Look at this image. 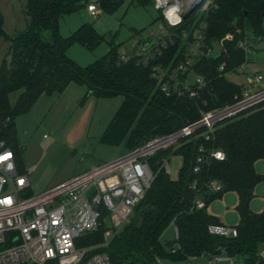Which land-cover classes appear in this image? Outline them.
Masks as SVG:
<instances>
[{
  "label": "trees",
  "instance_id": "1",
  "mask_svg": "<svg viewBox=\"0 0 264 264\" xmlns=\"http://www.w3.org/2000/svg\"><path fill=\"white\" fill-rule=\"evenodd\" d=\"M89 1L26 0V28L14 37L5 34L0 13V39L10 44V58L4 59L0 66V141L14 151L20 172L25 170L15 119L28 113L42 95L61 94L71 83L86 85L90 95L97 98L123 97L100 142L112 147L123 145L126 152L197 122L202 111L230 104L247 89L229 81L226 75L236 73L248 63L247 54L237 47V42L244 37L264 36V0H213V8L203 21L206 42H219L226 34L233 39L224 42L223 54L202 57L193 66L194 72L205 81L194 98L166 95L151 77L149 67L137 64L134 56L124 59L111 44L105 56L86 67L70 60L66 51L72 44L79 43L92 50L104 40L92 24H83L67 38L58 32L60 19ZM98 2L106 12L116 9L122 0ZM131 4L146 6L151 2L131 0ZM194 21L189 17L174 30V45L164 50L155 63L165 65L174 56L175 62L183 59L180 37ZM44 32L49 33L48 39L43 37ZM221 64H225L222 72L218 70ZM205 132L199 129L149 159L152 180L141 205L102 249L111 264H158L157 259L181 262L222 253L228 258H242L243 264H264V208L260 213L250 209L255 187L264 182V174L255 169L256 162L264 160V101L217 123L208 140L203 136ZM215 151L223 153V160L211 156ZM171 154L184 158L176 179L170 178L163 164ZM198 158L201 162H197ZM196 166L198 170L194 172ZM210 182L220 184L222 190L210 193L207 188ZM228 192L235 193L238 199L235 237L214 235L208 230L209 226L222 225L217 216L207 211L209 204ZM197 200L204 201L203 209L193 208ZM170 226L176 228L178 236L163 245L161 235ZM103 231L99 228L82 238L81 245L101 244Z\"/></svg>",
  "mask_w": 264,
  "mask_h": 264
},
{
  "label": "built area",
  "instance_id": "2",
  "mask_svg": "<svg viewBox=\"0 0 264 264\" xmlns=\"http://www.w3.org/2000/svg\"><path fill=\"white\" fill-rule=\"evenodd\" d=\"M149 1L159 11L163 27L157 34L149 30L146 37H135L133 56L137 64L150 68L151 77L166 95L194 98L205 86V81L194 72L193 66L202 57H210L214 50L218 56L223 54L224 42L232 41L233 36L226 34L219 42H206L203 21L213 8V0H205L190 16L195 21L180 37L183 59L175 62L177 56H174L165 65L155 63L164 50L174 45V30L183 25V15L191 0ZM86 10L90 16L98 17L101 14L98 0H90ZM189 35L191 38L187 39ZM260 46L264 49V36L244 37L237 42V47L246 54L260 52ZM224 65L219 66L220 72ZM245 77L247 89L236 95L232 103L202 111L197 122L169 135L147 140L118 159L92 166L35 195H28V175L18 171L14 151L0 141V157H7L0 160V264H111L102 251L111 237L106 225H110L113 232L120 229L142 202L152 180L149 159L160 150L176 146L199 129H205L203 136L208 140L217 123L264 101V76L254 73ZM218 154L223 155L215 151L211 156L223 160L224 155L221 159ZM163 164L169 174L168 160ZM197 170L196 166L194 172ZM207 188L210 193L222 190L216 182H210ZM204 207V201L197 200L193 208ZM99 228L104 230L101 244L81 245L82 238ZM208 230L223 237L237 235L234 226H209ZM174 231L177 238L176 228ZM156 262L161 264L158 259Z\"/></svg>",
  "mask_w": 264,
  "mask_h": 264
},
{
  "label": "rangeland",
  "instance_id": "3",
  "mask_svg": "<svg viewBox=\"0 0 264 264\" xmlns=\"http://www.w3.org/2000/svg\"><path fill=\"white\" fill-rule=\"evenodd\" d=\"M25 6L26 0H0L3 30L7 36L14 37L24 32L27 23ZM83 24H92L104 40L92 50L79 43L67 49V57L82 68L105 56L109 44L118 55L133 56L135 37H146L149 30L157 34L163 27L160 13L152 4L139 6L132 5L131 0H122L114 10L103 12L101 9V14L96 18L88 14L86 6L65 15L58 23V32L67 38ZM43 37L48 39L49 33L44 32ZM9 47V42L0 39V66L4 59L8 61L10 58ZM217 56L218 52L214 50L210 57ZM247 58L248 63L239 67L237 73L226 75L229 81L246 85L247 74L259 73L264 76L263 48L260 52H249ZM14 99L15 95H12L11 100ZM122 101V96L97 98L90 95L86 85L71 83L61 94L42 95L28 113L17 117L14 122L18 143L23 149L22 165L30 184L28 195L38 194L92 166L123 156L126 153L123 145L112 147L100 142ZM168 164L170 178L176 179L184 158L171 154ZM255 169L259 174H264V160L257 161ZM254 194L250 209L260 213L264 208V182L257 184ZM237 200L235 193H225L221 199L210 203L207 211L217 216L225 226H235L239 221L235 209ZM106 228L111 233V239L114 232L110 225H106ZM174 240V227L170 226L162 233L160 241L166 245ZM161 264H243V260L228 258L222 253L217 257L202 255L181 262L161 261Z\"/></svg>",
  "mask_w": 264,
  "mask_h": 264
},
{
  "label": "water",
  "instance_id": "4",
  "mask_svg": "<svg viewBox=\"0 0 264 264\" xmlns=\"http://www.w3.org/2000/svg\"><path fill=\"white\" fill-rule=\"evenodd\" d=\"M205 0H191L189 6L187 7V10L185 11L183 15V19L189 18L193 13L196 12V10L204 3ZM228 62L226 61V64ZM141 205V203L137 206V208Z\"/></svg>",
  "mask_w": 264,
  "mask_h": 264
},
{
  "label": "clouds",
  "instance_id": "5",
  "mask_svg": "<svg viewBox=\"0 0 264 264\" xmlns=\"http://www.w3.org/2000/svg\"><path fill=\"white\" fill-rule=\"evenodd\" d=\"M173 11H176L175 9H173ZM178 22V21H177ZM220 156V158L222 159L223 158V155L222 154H218Z\"/></svg>",
  "mask_w": 264,
  "mask_h": 264
},
{
  "label": "snow or ice",
  "instance_id": "6",
  "mask_svg": "<svg viewBox=\"0 0 264 264\" xmlns=\"http://www.w3.org/2000/svg\"><path fill=\"white\" fill-rule=\"evenodd\" d=\"M7 159V157H0V160Z\"/></svg>",
  "mask_w": 264,
  "mask_h": 264
},
{
  "label": "crops",
  "instance_id": "7",
  "mask_svg": "<svg viewBox=\"0 0 264 264\" xmlns=\"http://www.w3.org/2000/svg\"><path fill=\"white\" fill-rule=\"evenodd\" d=\"M222 225H224L223 223H222ZM225 226V225H224Z\"/></svg>",
  "mask_w": 264,
  "mask_h": 264
}]
</instances>
